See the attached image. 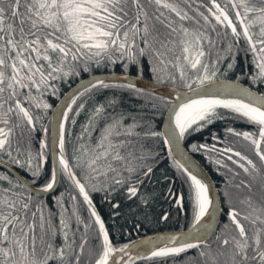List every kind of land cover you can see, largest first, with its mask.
Masks as SVG:
<instances>
[{
	"label": "snow or ice",
	"instance_id": "1",
	"mask_svg": "<svg viewBox=\"0 0 264 264\" xmlns=\"http://www.w3.org/2000/svg\"><path fill=\"white\" fill-rule=\"evenodd\" d=\"M239 52L245 56L242 71L235 80H218L220 65L223 75L234 70ZM145 57L153 79L170 83L175 96L172 102L169 96L158 97L166 109L161 113L166 126L159 130L143 114L120 107L121 90L154 101L151 89L115 72L91 75L94 66L112 69L118 63L125 73L130 65L142 71ZM82 74L88 78L53 108L45 97L59 99L61 84ZM253 85L264 86V0H228L224 6L218 0H0V164L30 174L24 179L7 167L0 173V264H116L114 253L120 254L119 264H133L189 249L197 255L187 264H264V88L254 91ZM85 97L92 106L69 154V114L75 125L86 108ZM151 108L155 112L158 104ZM222 112L253 130L226 126L223 137L210 133V144L186 143L192 133L223 119ZM45 119L52 127L50 141ZM37 125L43 135L34 154L31 136ZM229 135L242 138L247 151L234 147ZM147 138L162 139V148L146 147ZM49 147L58 167L54 163L42 174ZM189 151L202 152L225 177L223 225L216 221L212 185ZM162 158L187 188L188 230L114 245L92 192H103L113 209L123 202L137 221L148 218L157 195L186 210L183 190L176 195L166 185V191L157 192L156 186L168 180L164 172L154 178ZM61 177L76 190L71 201L78 196L87 206V222L74 205L69 213L63 193L53 198L58 212L40 199ZM233 188L247 191L234 198ZM168 216L164 211L160 219Z\"/></svg>",
	"mask_w": 264,
	"mask_h": 264
},
{
	"label": "trees",
	"instance_id": "2",
	"mask_svg": "<svg viewBox=\"0 0 264 264\" xmlns=\"http://www.w3.org/2000/svg\"><path fill=\"white\" fill-rule=\"evenodd\" d=\"M218 2L221 4V6H224L228 2V0H218ZM205 3H207V0H205ZM239 43L241 48L246 46V42L244 41L243 37H241ZM248 60L249 62L247 63V68L250 69L252 67L250 63V54ZM244 65H245V56L243 52H239L236 56L234 70H230L227 72L226 75H223L225 66L224 64H221L220 72L222 74L218 75L217 79L235 80L236 74L242 71ZM141 67H142V71H137L135 65H130L127 73H125L123 68L119 66V63L117 64V66L113 67L112 69H109L107 67L96 68L94 66L91 75L107 74L109 72H115L120 74L133 75L147 79L152 82H156L153 79V72L151 69V65H149L148 63L147 57L143 58ZM88 75L89 74H82L81 77L79 78L70 79L68 83H62L60 86V93H59L60 98L67 92V90L73 87V85H75L81 79L88 78ZM241 82L248 86L247 80H242ZM160 84H164L166 86L172 87L170 83H160ZM252 87L254 90L264 88V86L261 85H253ZM104 94L108 95L109 93L105 92ZM156 97L157 99L154 101L146 100L144 98L137 97L136 95H133L126 90H121L119 92L120 107L124 108L125 110L131 113L143 114L144 118L150 119L153 125L157 128V130H159L161 129V124L164 116L161 113L162 112L165 113L166 109H164L161 105H159L158 96ZM97 98L99 99L100 97ZM45 99H47L48 103L52 104L53 108L56 105V103L59 101V99L51 95H48L47 97H45ZM85 100H87L86 108L82 110L80 115L76 117L75 125L71 123V117L73 113L69 114V121L67 122V127L72 132L71 142H69L67 145L69 154H71L72 146L76 142V135L81 130V124L85 122L87 111L92 106V101L90 98L85 97ZM78 102H84V101H78ZM154 102L158 104V108L155 112H153L151 108V104ZM50 112L51 110L48 111V117H50ZM222 115L224 117L223 119H216L213 121L212 124H209L205 129H202L199 132L192 133L191 136L186 141V143L207 142L210 144L213 142L210 133L216 132L217 135L223 137L225 135L224 128L226 126H232L237 130H249V131L253 130L252 126L248 122L239 119L234 114L222 112ZM44 124H46L49 127V120L45 119ZM35 132L37 133V136H40L41 130L39 128V125H37V130ZM18 134H19V130H18ZM228 139L230 142H233L234 147L240 149L241 151H247L246 143L242 141V138H237L235 136L229 135ZM145 145L146 147H151L159 151L162 148V139L147 138L145 140ZM189 153L193 155L195 160L207 172V174L210 176L211 180L213 181L216 187V190L220 198V206H221V218L219 224L223 225L227 221L226 211L228 207V205L224 203V198H223V190L225 188V177L216 170V166L210 163V161L204 156L202 152L189 151ZM248 154L252 155L251 152H248ZM162 156L166 157L165 149L163 150ZM4 159L6 162L7 158L5 157ZM166 163H167L166 159L162 158L159 163L156 177H154V178H159L161 172H164L168 176L167 181H163L162 183L156 186L157 192L159 193L162 189L166 191V185H172L176 195H180L181 191L183 190L182 205L183 208L186 210H180V206L171 203L169 197L157 195L156 201L152 204L151 209L149 210L148 218H144V216H140L139 221H137L134 216L129 214L128 209L127 207L124 206L123 202L121 203V207L119 209H113L112 204L109 202V200L104 199L103 192L91 193L93 205L95 206L98 214L105 222V227L109 231L110 240L114 245L127 243L129 241L136 240L147 234L166 232V231H181L188 229L191 218V207L188 202L187 188L182 184L183 178L178 173H176L174 169L167 168ZM3 172H5V170L0 168V173ZM241 178H243L242 174L241 176L235 179L234 183H238ZM246 191L247 190L245 189H240V190L234 188L230 189V192L234 198L238 194L239 195L245 194ZM61 193H63L62 202H64L65 207L69 209V213L71 212V207L74 205L77 208L81 217L87 222L89 216L87 206L83 203L82 198L78 196L76 202L71 201L70 197L71 195L76 194V190L66 180H64L63 177H61L60 182L57 185V188L52 193L53 195L51 196L49 195L45 198L40 197V199L47 204L48 209H52L58 212L59 209L56 205V201L53 198L54 197L59 198L61 196ZM48 209L45 210L46 213ZM164 211H168L169 216L166 219H160ZM114 212H119L120 214L118 216L113 215ZM137 222L140 224L139 228L136 227ZM72 226L75 227L74 221L72 223ZM219 230L220 229L217 228V231ZM90 235L94 237L95 233L94 232L90 233ZM57 243H59V237H57ZM91 243L95 245L97 241L95 239H92ZM85 251L87 253V247ZM196 255H197L196 249H189L187 250L186 253H180L179 255L170 256L167 258H156L152 261H142L138 264H165V262L166 264H187L188 259L191 257H195Z\"/></svg>",
	"mask_w": 264,
	"mask_h": 264
},
{
	"label": "water",
	"instance_id": "3",
	"mask_svg": "<svg viewBox=\"0 0 264 264\" xmlns=\"http://www.w3.org/2000/svg\"><path fill=\"white\" fill-rule=\"evenodd\" d=\"M108 74V73H107ZM117 76H124V75H127V74H120V73H115ZM100 75H104V74H98V75H93V76H100ZM129 78H131L136 84L138 87H141V88H145L146 90L147 89H151L155 94L156 96H169L170 99L169 101L172 102V100L175 99V96L173 94V91H172V87L171 86H166V85H163V84H160V83H156V82H152V81H149L147 79H144V78H141V77H137V76H133V75H127ZM87 79V78H85ZM218 80H229V79H218ZM80 82V81H79ZM78 83H76L73 87H71L66 93L70 94L71 91L73 89H75L77 86H78ZM247 86V85H245ZM255 91V90H254ZM65 99V94L63 95V97L58 101V104H62L63 101ZM55 105V106H56ZM55 108V107H54ZM166 114V112H165ZM53 115V113L51 112V116ZM166 126V120H165V115L163 116V120H162V124H161V129L164 128ZM51 132H52V127H51V123H50V140H51ZM166 152H167V149L165 148ZM51 154H52V157H53V161L54 163H56L55 159H58L55 154L53 153L52 149H51ZM188 155L191 157L192 161L196 164V166L199 168V169H202L203 170V173L204 175L207 177L209 183L212 185V196H213V206L217 209H219V211L217 212V215H216V221L217 223L219 224L220 222V218H221V207H220V198H219V195H218V192L216 190V187L213 183V181L211 180L210 176L207 174V172L203 169V167L195 160V158L193 157V155L191 153H188ZM6 167L8 169H11L15 174H18L13 168H11L10 166L8 165H5V164H0V168L6 170ZM19 175V174H18ZM20 176V175H19ZM21 177V176H20ZM22 178V177H21ZM55 188V186H54ZM50 192V190H49ZM48 192V193H49ZM48 193L44 194V195H47ZM42 195V196H44ZM211 211V209H210ZM188 229L186 230H181V231H187ZM169 232H177V231H166V232H158V233H152V234H147V235H144L136 240H140L142 238H148V237H154V236H157L159 234H164V233H169ZM134 255V253H132ZM115 256H117V258H119V255L118 253H114ZM123 259L127 260V257H123ZM142 262L141 260H136L134 259L133 260V264H138Z\"/></svg>",
	"mask_w": 264,
	"mask_h": 264
},
{
	"label": "flooded vegetation",
	"instance_id": "4",
	"mask_svg": "<svg viewBox=\"0 0 264 264\" xmlns=\"http://www.w3.org/2000/svg\"><path fill=\"white\" fill-rule=\"evenodd\" d=\"M50 115H51V112H50ZM48 128H49V141H50V124H49V127ZM42 135H43L42 131L40 133V136H37V133L36 132L35 133L34 132L32 133V136H31V140H32V151H33L34 154L37 151H39V139H40V137ZM45 151H46V158H45L43 164L41 165L42 174H46V173L50 172V170L52 169V167L54 165L53 157H52V154H51V147H49ZM14 155H15V152H14ZM55 160H56L55 161L56 162L55 164L58 167V159H55ZM33 164L35 166V164H36V161L35 160L33 161ZM7 165H9L10 167H12L22 178H24V179H30V174L25 169L19 168L18 166L12 165V164H7ZM42 182H43L42 179L40 181H37V185H39ZM56 188H57V185L54 188V190L52 189L49 194L42 196V198H45V197H47L49 195L50 196L53 195L52 193L55 191Z\"/></svg>",
	"mask_w": 264,
	"mask_h": 264
},
{
	"label": "bare ground",
	"instance_id": "5",
	"mask_svg": "<svg viewBox=\"0 0 264 264\" xmlns=\"http://www.w3.org/2000/svg\"><path fill=\"white\" fill-rule=\"evenodd\" d=\"M116 264H119V258H117Z\"/></svg>",
	"mask_w": 264,
	"mask_h": 264
}]
</instances>
